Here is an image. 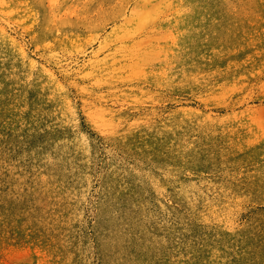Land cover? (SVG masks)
Wrapping results in <instances>:
<instances>
[{
    "label": "rangeland",
    "instance_id": "rangeland-1",
    "mask_svg": "<svg viewBox=\"0 0 264 264\" xmlns=\"http://www.w3.org/2000/svg\"><path fill=\"white\" fill-rule=\"evenodd\" d=\"M0 264H264V0H0Z\"/></svg>",
    "mask_w": 264,
    "mask_h": 264
}]
</instances>
